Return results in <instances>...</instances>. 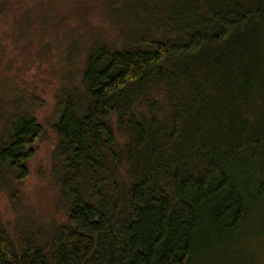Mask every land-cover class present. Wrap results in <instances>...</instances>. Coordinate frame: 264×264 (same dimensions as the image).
Here are the masks:
<instances>
[{
    "label": "trees",
    "instance_id": "16d2710c",
    "mask_svg": "<svg viewBox=\"0 0 264 264\" xmlns=\"http://www.w3.org/2000/svg\"><path fill=\"white\" fill-rule=\"evenodd\" d=\"M119 4L127 45L95 43L55 94L67 218L18 240L0 229V264H208L264 199V0ZM8 94L7 188L2 172L23 183L44 132L25 93Z\"/></svg>",
    "mask_w": 264,
    "mask_h": 264
},
{
    "label": "rangeland",
    "instance_id": "374dc122",
    "mask_svg": "<svg viewBox=\"0 0 264 264\" xmlns=\"http://www.w3.org/2000/svg\"><path fill=\"white\" fill-rule=\"evenodd\" d=\"M120 1L0 0V103L12 87L19 89L44 127L28 163L29 177L18 183L11 171L2 172L12 183L0 186V229L14 240L23 232L46 233L67 218L54 169L55 94L66 71L82 69L95 43L127 45L133 20ZM72 55V66L66 65ZM125 139L117 133L119 144ZM208 264H264V199L234 236L211 248Z\"/></svg>",
    "mask_w": 264,
    "mask_h": 264
}]
</instances>
